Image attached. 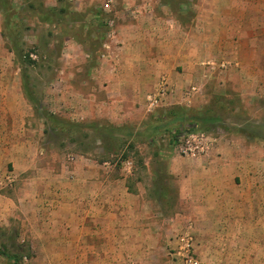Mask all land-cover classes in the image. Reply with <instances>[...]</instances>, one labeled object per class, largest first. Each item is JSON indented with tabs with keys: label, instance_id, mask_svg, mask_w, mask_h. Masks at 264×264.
I'll return each mask as SVG.
<instances>
[{
	"label": "crops",
	"instance_id": "obj_1",
	"mask_svg": "<svg viewBox=\"0 0 264 264\" xmlns=\"http://www.w3.org/2000/svg\"><path fill=\"white\" fill-rule=\"evenodd\" d=\"M195 4L186 36L173 38L168 31L153 44L128 38L118 47L111 77L116 101L135 99L153 83L157 87L160 74L169 85L165 96H173L183 78L190 80L202 68L209 81L223 76L231 90L264 95V0ZM134 51L138 58H132ZM192 86L197 91L190 92ZM199 93V85H190L181 98L197 101ZM12 98L22 102L23 94L0 89V156L15 169L18 180L11 195L0 194V221L11 216L19 220L22 241L27 238L35 245V259L45 264H164L179 244L177 214L186 211L198 226L234 222L240 243L264 244V204L248 203L253 195L262 196L263 147L244 139H218L208 155L171 158L163 187L143 186L127 167L115 169V178H106L104 163L83 157L47 172L33 166L35 139L26 133L30 127L24 128V110L8 106ZM165 210L175 214L169 218ZM256 254V262L246 255L241 264H264V254Z\"/></svg>",
	"mask_w": 264,
	"mask_h": 264
},
{
	"label": "rangeland",
	"instance_id": "obj_2",
	"mask_svg": "<svg viewBox=\"0 0 264 264\" xmlns=\"http://www.w3.org/2000/svg\"><path fill=\"white\" fill-rule=\"evenodd\" d=\"M195 2L0 0V89L23 94L22 102L12 98L7 104L24 110V128L30 127L31 131L26 133L35 139L33 166L50 172L83 157L100 165L104 163L102 172L106 178H115V169L127 167L133 172L132 179L143 186L163 187L169 177L167 167L171 158H188L160 140L162 133L173 127L171 112L185 120L194 119L200 129L212 135L214 144L208 154L218 139L224 138L244 139L258 149L264 148V95L255 97L251 92L231 90L223 76L209 81L204 78L207 71L203 68L190 80L183 78L177 93L165 96L153 111H148L145 105L147 95L156 88L154 83L141 89L135 99L115 100L111 77L115 75L118 47L125 45L128 38L153 44L168 31L173 38L186 36L183 32L188 31L197 11ZM138 55L134 51L132 58ZM190 85H199L200 99L184 102L181 97ZM115 112H124L125 117H115ZM48 114L87 127L95 124L121 127L117 131L119 136H115L118 141L107 134L98 136L91 127L53 128ZM10 120L11 117L9 126ZM108 130L115 135V130ZM117 142L120 147H115ZM123 154L127 155L125 164ZM14 170L0 156V176L7 172L14 176V182L0 189V194L11 195L18 188ZM259 193L261 197L253 195L248 203L264 204V188ZM162 213L169 218L175 214L166 210ZM231 215L235 218L237 214ZM177 216L181 219L178 231H182L178 235L189 231L200 264H241L246 255L252 257L249 262H256V253L264 254L261 242L240 243V228L234 222H225L221 227L198 226L190 218V212H179ZM17 220L11 216L5 222L0 221V264L48 263L35 259V245L27 238L22 241ZM171 260L164 264H178Z\"/></svg>",
	"mask_w": 264,
	"mask_h": 264
},
{
	"label": "built area",
	"instance_id": "obj_3",
	"mask_svg": "<svg viewBox=\"0 0 264 264\" xmlns=\"http://www.w3.org/2000/svg\"><path fill=\"white\" fill-rule=\"evenodd\" d=\"M195 90L194 86L189 89L190 92H195ZM169 92L168 82L163 77L157 84L155 90L146 97L147 110L153 111L157 108ZM160 140L166 142L174 150H177L181 156L188 158H200L207 155L214 144L212 135L200 129L195 123L180 127L174 135L162 134ZM13 182L14 176L10 172L3 174L0 176V189L9 187ZM176 238L179 240V244L175 251L172 252V260L179 264H200L194 255L192 237L189 231L180 233Z\"/></svg>",
	"mask_w": 264,
	"mask_h": 264
},
{
	"label": "trees",
	"instance_id": "obj_4",
	"mask_svg": "<svg viewBox=\"0 0 264 264\" xmlns=\"http://www.w3.org/2000/svg\"><path fill=\"white\" fill-rule=\"evenodd\" d=\"M47 116L52 120V126H53V128L56 127V126H59L60 128H62V127H65L67 125H69V126H71L73 128L87 127V125H82V124H77L76 125V124L66 123L64 120L59 119V118H55V117H53V115H50V114H48ZM171 116H172L171 121L174 122L172 124L173 127L168 128L162 134L174 135L176 133V131L179 130L180 127H182L184 125H189L191 123H195L198 126V123L194 119L185 120V119H183L184 117L182 115H179V114H177L175 112H171ZM175 121L178 122V123L175 124ZM90 127H91V130L93 129V132H95L96 134H100L98 136H103V135L107 134L108 138H112L113 140H117L118 141V139L115 138V136L116 135L119 136L117 131H119L121 129V127L119 128V127H116V126H109V127L106 126V128H105L104 126L95 124V125L88 126L87 128H90ZM108 129L115 130V132H113V133H115V135L114 134L111 135V133H110L111 130H108ZM101 140L104 141V139H102V137H101ZM121 141H123V140H121ZM116 146L120 147L119 143H118V145L115 144V147ZM126 158H127V155L126 154H123V160H125Z\"/></svg>",
	"mask_w": 264,
	"mask_h": 264
}]
</instances>
